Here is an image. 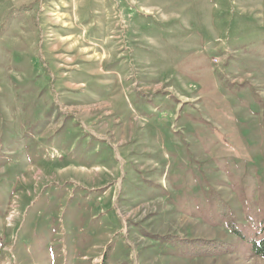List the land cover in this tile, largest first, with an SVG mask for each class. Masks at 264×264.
<instances>
[{
    "label": "rangeland",
    "instance_id": "rangeland-1",
    "mask_svg": "<svg viewBox=\"0 0 264 264\" xmlns=\"http://www.w3.org/2000/svg\"><path fill=\"white\" fill-rule=\"evenodd\" d=\"M262 238L264 0H0V264H264Z\"/></svg>",
    "mask_w": 264,
    "mask_h": 264
},
{
    "label": "trees",
    "instance_id": "trees-1",
    "mask_svg": "<svg viewBox=\"0 0 264 264\" xmlns=\"http://www.w3.org/2000/svg\"><path fill=\"white\" fill-rule=\"evenodd\" d=\"M232 230L236 233H240V230L237 228L235 224L231 225ZM252 252L258 256H261L264 258V238L260 240H254L253 246H252ZM104 264L106 262V255L104 256Z\"/></svg>",
    "mask_w": 264,
    "mask_h": 264
},
{
    "label": "crops",
    "instance_id": "crops-1",
    "mask_svg": "<svg viewBox=\"0 0 264 264\" xmlns=\"http://www.w3.org/2000/svg\"><path fill=\"white\" fill-rule=\"evenodd\" d=\"M92 263V262H91Z\"/></svg>",
    "mask_w": 264,
    "mask_h": 264
}]
</instances>
